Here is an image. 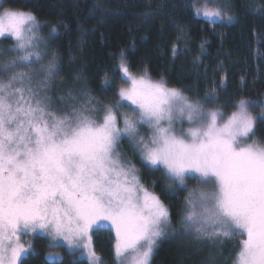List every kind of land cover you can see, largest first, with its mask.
Returning <instances> with one entry per match:
<instances>
[{
  "label": "snow or ice",
  "instance_id": "6c2138e0",
  "mask_svg": "<svg viewBox=\"0 0 264 264\" xmlns=\"http://www.w3.org/2000/svg\"><path fill=\"white\" fill-rule=\"evenodd\" d=\"M213 3L189 0L188 7L197 16L235 19L231 0ZM252 11L264 15V5ZM41 28L33 13L0 4V38L14 42L4 49L14 58L0 63V264H29L26 257L37 253L32 240L27 247L22 240L35 233L49 248L63 240L69 255L104 264L93 236L105 225L115 233L114 264H151L172 215L122 151L125 142L149 175L164 178L165 196L187 192L182 234L208 238L218 249L211 264H264V102L241 97L215 107L224 80L203 102L191 100L147 69L133 75L123 52L101 85L118 99L71 89L57 99L48 93L61 71L55 53L38 74L16 71L47 58ZM56 35L53 26L49 37ZM116 79L130 86L116 88ZM237 238L239 250L224 256Z\"/></svg>",
  "mask_w": 264,
  "mask_h": 264
},
{
  "label": "trees",
  "instance_id": "16d2710c",
  "mask_svg": "<svg viewBox=\"0 0 264 264\" xmlns=\"http://www.w3.org/2000/svg\"><path fill=\"white\" fill-rule=\"evenodd\" d=\"M191 2L197 3V0ZM200 2H207L210 8L216 6L213 0ZM231 3L234 7L228 15L235 19L229 22L226 18L205 19L195 15V9L188 7L189 0L2 2L33 13L42 25L40 35L48 43L46 49L42 46V54L47 58L16 71L38 74L41 66L46 65L55 53L61 71L48 93L55 94L57 99L66 95L69 89L78 94L90 90L105 102L118 99L111 93L106 95L101 85L106 75L112 79L123 52L133 75H140L147 69L152 79L162 78L169 87L182 90L191 100L203 102L205 95L224 80L225 87L217 89L220 100L215 107L228 101L234 103L241 97L264 102V15L252 11L256 5H264V0H231ZM53 26L57 35L50 38ZM13 46L11 37L0 38V63L14 58V53L4 51ZM173 46L178 49L176 55H173ZM123 84L121 79H116V88ZM260 111L259 107L254 108V114ZM259 135L264 138V133ZM121 149L140 170L145 186L160 195L171 211L172 228L158 241L151 264H211V257L218 249L208 238L182 234L179 221L187 192L180 191L176 197L165 196L164 178L159 173L149 175L139 156H133L126 142L121 144ZM153 179L157 180L154 188ZM106 230L99 232L98 237L106 243L108 253L113 250L114 238ZM34 237L37 255L30 253L26 257L29 264H58L61 257L63 264H70L63 253L46 260V255L58 253L59 247L63 246L49 248L47 237ZM93 239L96 250H100L97 235ZM238 240L224 246V256L229 255V250L233 255L239 250L234 247ZM74 259L79 264H86L83 259Z\"/></svg>",
  "mask_w": 264,
  "mask_h": 264
},
{
  "label": "rangeland",
  "instance_id": "374dc122",
  "mask_svg": "<svg viewBox=\"0 0 264 264\" xmlns=\"http://www.w3.org/2000/svg\"><path fill=\"white\" fill-rule=\"evenodd\" d=\"M2 2H3V0H0V4H2ZM3 5V4H2ZM4 7H7V8H11V9H14V10H20V11H25V10H21V9H18V8H13V7H9V6H6V5H3ZM25 12H28V11H25ZM199 17H202V18H205V19H215L214 17L213 18H209V17H204L202 14L201 15H198ZM123 86L124 87H129L130 85L129 84H123ZM264 100V99H263ZM262 100V101H263ZM177 126L179 127V122H177ZM184 127H185V129L188 127V125H187V123L185 122L184 123ZM147 129H146V126H144V128H142V131H146ZM188 185H190V187L189 188H193V187H195L196 186V182L194 181V180H190L189 182H188ZM150 190V189H149ZM151 191V190H150ZM105 229H107L108 231H110L112 234H113V238L114 239H112L113 240V242H112V246H113V244H114V242H115V233H114V231L111 229V228H109L107 225H105L104 226V230ZM106 230V231H107ZM107 231V232H108ZM169 233V232H168ZM34 235H39V233H35V234H32L31 236H25V237H23V240H22V242L25 244V246L27 247L28 246V242H29V240H32L33 242H34V240H35V237H34ZM99 235H97V240L99 239V241H98V248L100 249V250H96V248H95V243H94V248H95V250H96V252L103 258V260H104V264H114V260L112 259V257H113V254H112V251L113 250H109L108 251V253H106L107 252V250L105 249V245H106V243L103 241V240H101V238L100 237H98ZM101 236H102V234H101ZM108 236V235H107ZM94 238H95V236H94ZM108 238H109V236H108ZM110 239H111V236H110ZM93 241H94V239H93ZM57 244L58 245H62L63 246V248L62 247H59V249H61L60 251H58V253H55V254H48V255H46V257L48 258V259H50L49 257H52V256H56V255H58V254H60V255H62L61 253H63V254H65L66 256H67V258H68V261L70 262V261H75V257L76 258H79V259H83L85 262H86V264H89V262H88V260H87V257H86V255H80L79 253H77L75 256H72V255H69V253H68V251H67V246H66V244H65V242L63 241V240H57ZM106 253V255L107 256H105L104 254ZM32 263H33V261H32ZM75 264H79V262H75Z\"/></svg>",
  "mask_w": 264,
  "mask_h": 264
}]
</instances>
